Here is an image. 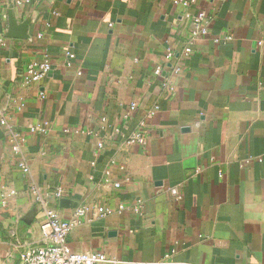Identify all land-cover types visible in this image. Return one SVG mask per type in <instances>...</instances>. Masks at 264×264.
<instances>
[{
  "label": "crops",
  "instance_id": "0c3cea01",
  "mask_svg": "<svg viewBox=\"0 0 264 264\" xmlns=\"http://www.w3.org/2000/svg\"><path fill=\"white\" fill-rule=\"evenodd\" d=\"M180 1L0 0V264L46 210L100 264H264V0Z\"/></svg>",
  "mask_w": 264,
  "mask_h": 264
},
{
  "label": "built area",
  "instance_id": "2783aa9c",
  "mask_svg": "<svg viewBox=\"0 0 264 264\" xmlns=\"http://www.w3.org/2000/svg\"><path fill=\"white\" fill-rule=\"evenodd\" d=\"M176 4L186 5L185 2L180 0H174ZM16 4L20 5L19 2ZM204 14L200 12L193 21V31L191 32L192 40L197 39L206 35V30L203 24ZM185 56L191 54V49L186 46L183 50ZM172 53H168L167 58L171 57ZM71 57V56H70ZM50 70V64L47 60L41 62H32L28 64L25 68L23 75V82L27 86H31L41 82L47 72ZM160 71L159 68L156 69V73ZM178 70L175 69L176 73ZM131 110L135 109L134 105H131ZM17 137V136H16ZM125 143L129 146L133 145H143L144 137L140 131H135L131 133ZM101 145L99 144V147ZM14 153L18 152V143L11 147ZM21 169L27 173L28 169L26 166H20ZM119 185L115 184L117 188ZM61 191L58 189L55 193L57 198H61ZM100 217H105L111 214V210L105 207H98L96 209ZM87 212V208L81 206L76 209V217H82ZM72 223L62 222L54 212L44 211L43 220L40 225V234L44 244L42 246H32L26 248L19 255V264H100L108 263V258L101 254L95 252H80L74 253L70 250L67 244V238L72 228Z\"/></svg>",
  "mask_w": 264,
  "mask_h": 264
},
{
  "label": "water",
  "instance_id": "95a60500",
  "mask_svg": "<svg viewBox=\"0 0 264 264\" xmlns=\"http://www.w3.org/2000/svg\"><path fill=\"white\" fill-rule=\"evenodd\" d=\"M27 23H17L11 18L8 19L6 37L15 40H25L28 38Z\"/></svg>",
  "mask_w": 264,
  "mask_h": 264
}]
</instances>
